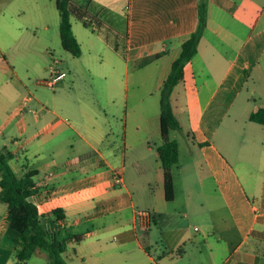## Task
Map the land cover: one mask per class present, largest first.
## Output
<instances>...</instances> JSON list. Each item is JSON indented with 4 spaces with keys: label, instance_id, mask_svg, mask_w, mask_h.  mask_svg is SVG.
<instances>
[{
    "label": "crops",
    "instance_id": "1",
    "mask_svg": "<svg viewBox=\"0 0 264 264\" xmlns=\"http://www.w3.org/2000/svg\"><path fill=\"white\" fill-rule=\"evenodd\" d=\"M79 1L87 3V0ZM199 1L93 0L87 4L94 11H98L99 5H104L118 13L119 16H126L124 17L128 20V24L126 23L128 51L127 59L124 60L127 71L129 72L132 62H135L139 69L148 67L146 68L147 75H154L155 84L149 94L156 95L160 105L164 81L171 72L173 61L181 53L183 42L198 26ZM5 4L0 1V8L5 9ZM36 7L37 9L41 8L39 3L36 4ZM74 19L76 18L72 20L73 30L81 43L79 34L83 29ZM109 19H112L113 25L118 27L120 22L117 19L114 17ZM9 23V20H5V23L0 20V53L4 58H7L6 47L7 50L13 49L18 47V44L23 40L26 42L27 39L37 35L34 31L31 33L29 25L21 24L23 22L13 23L16 25L15 29ZM251 56H264V0H209L208 25L200 41L199 51L186 63L184 79L174 87L172 92V104L175 114L180 120L179 127L170 130V138L179 141L180 160L173 166L176 194L171 201H176L179 196L191 198L198 195L205 185V177L210 176L223 198L230 221L241 236L240 242L230 243L231 251L222 258L220 264H264V124L250 119L253 111L264 107V97L260 101L255 95L242 98L243 88L250 77L255 83L254 88L259 87L258 79L261 77V73H264V65L260 60L253 65ZM59 65L63 70L61 64ZM0 68L14 71V66L8 61L0 62ZM115 71L116 69L111 70L112 73ZM139 75L142 76V74ZM61 81L56 85H61ZM112 87L110 86V88ZM33 101L46 107L42 100L30 94L20 100L19 114L26 111L37 113L38 110L31 106ZM133 107L137 106L133 105ZM233 108H235L234 118L235 122H238V126L242 124L244 117L249 119L251 125L247 130L243 129L242 134H249L253 137L250 140L252 145L249 147L252 148L249 151L250 156L252 155L255 160L260 161L261 176L258 183L254 180V172L249 168L244 170L250 191H252L251 194L242 183L239 170L226 158L219 145L214 141L219 124L222 123L226 115L231 114ZM111 117L113 115L107 111H98L96 122L100 124V132H95L91 136L81 132L75 124L66 127L61 126L56 118L44 120L41 127L24 141L26 145L34 141L33 155L39 162L37 167L26 165L23 174L28 170L36 171L34 178L39 190L31 196V200L40 208L42 223L54 222L57 227L54 232L66 226L76 233H84L85 239L96 234L94 233L96 228L94 221L97 218L103 217L107 213H119L117 235L119 233L121 237L117 240V252L127 248L126 250L130 251L128 252L129 256L145 258L144 261H138L140 263L160 264L157 256L150 251L149 247L151 241L158 243V240H161L166 247L163 255L172 252L182 261L188 257L189 253L190 255L200 254L201 256L206 255L208 264H217L219 247L217 241L213 243V237H217L218 231L211 222L208 223L205 219V223H203L205 226L195 227L202 233L201 238L199 236L192 237L185 233L183 227H179L177 218L180 214L184 213L188 217L193 215L189 201L182 200L185 204H182L179 209L174 207V210H156L155 207L153 210L137 208L134 191L130 190L127 182L125 159L122 161L121 169L114 168V165L104 154V150L102 151L104 144L111 146L116 141L112 139L115 131L108 129L107 122ZM43 118L44 115H41L40 121ZM183 124L186 125V128L182 126ZM233 130L241 131L239 128ZM71 131H76L84 142L97 153L95 164L99 166L106 164L111 169L92 175L88 173L82 177L74 178L75 180L67 181L64 167L70 166L72 162L68 155L70 145L67 143L71 137ZM139 131L140 128L136 125L130 132L131 142L128 143L129 130L125 122L122 128L121 156L126 158L127 155H130L132 164L137 166L136 173L144 176L150 170L149 156L153 155L155 161L160 159L157 147L164 142V139L161 129L156 144L151 143L153 140L151 135L142 137L139 135ZM185 137L187 139L184 147L186 161L183 160L182 148V138L184 140ZM35 140L37 141L35 142ZM11 141L19 142V139L18 137L10 139L0 132V147L9 148L11 152L18 155L14 158H18L20 152H16L10 147ZM49 142H52L51 158L43 162L45 161V144ZM254 153L257 156H254ZM239 156L242 157L241 153ZM85 157H87L86 153L80 155V158ZM160 162L158 163L160 165L153 171L156 174V179L160 177V182L157 180L155 185L160 188V192H163L165 197L164 169ZM190 164L193 166L185 171V168ZM60 168L64 171H60ZM189 172L193 175L187 178ZM152 182L154 181H148V185L151 186ZM116 184H120V188ZM153 187L154 185L151 186V190ZM91 201L94 202L96 211H79L82 203ZM60 207L64 208L66 213L64 220L56 219L52 213L54 209ZM117 209L119 211H115ZM127 209H130L129 219L132 224L130 229L120 225L122 223L120 218L128 214ZM7 211V204L0 202V264H18L16 233L6 218ZM71 211L80 216L75 218L69 216ZM211 211L213 213V209ZM87 223H92L94 230H81L86 227ZM111 225L113 224L110 223L104 227ZM154 226L158 227L161 233L166 230L172 231L176 227L179 230L182 229V232L171 241L166 237L153 239L150 238V232ZM132 229L134 232L138 229L144 231L148 237L146 238L148 244H144L145 240L142 241L139 237L133 238L128 232ZM228 235L231 236V232H228ZM101 240L100 238L98 241L101 242ZM190 241L191 244L187 247V242ZM83 242V239L79 242H70L74 253L69 254L67 258L72 260L74 257L78 258L82 264H114L107 263L98 253L99 250L96 246L91 247L92 241L89 242V247H85ZM15 255L16 260H14Z\"/></svg>",
    "mask_w": 264,
    "mask_h": 264
},
{
    "label": "rangeland",
    "instance_id": "2",
    "mask_svg": "<svg viewBox=\"0 0 264 264\" xmlns=\"http://www.w3.org/2000/svg\"><path fill=\"white\" fill-rule=\"evenodd\" d=\"M0 1L6 3L5 9L0 8V20L3 23H5V20H9V25L15 29L16 25L13 23L23 22L21 24L30 26L31 33L34 31L37 34L35 35L36 37L27 39L26 42L24 40L20 42L18 47L10 50H7L8 48L6 47L7 58H4L0 53V62L5 63L8 61L14 66V71L0 68V132L10 139L16 137L19 139V142H10V147L16 152H20L18 158L10 160L14 171L18 175H22L23 170L26 169V165L38 166L39 162L33 155L32 145L34 141L28 145L24 144V141L41 127L44 120L56 118L61 126L66 127L70 124H75L81 132L91 136L95 132H100V124L96 122L97 112L107 111L113 115L107 123L108 129L115 131L112 139L116 141L111 146H105L104 144L102 151L104 150V154L114 165V168L119 167L121 169V165H123L122 161L125 159L127 182L129 183L130 190L134 191V200L137 208L139 210H153L155 207L156 210H174V207L179 209L182 204H185L184 201H189L192 206L193 215L188 217L184 213L180 214L177 218L179 227H183L182 229L185 230V233L190 234V236H199L201 238L202 233L195 227L205 226L203 224L205 223V219L208 223L211 222L218 231L216 234L218 238L214 236L213 243L217 241L219 247L217 257L219 261L217 264H220L222 258L231 251L232 247L230 243L240 242L241 236L235 225L230 221L223 198L210 176L205 177V185H203L202 192L198 193V195L191 198L179 196L176 201L166 200L163 196L164 193L160 192V188L155 185L157 180L160 182V177L156 179V174L153 170L160 165L158 164L160 159L155 161L153 155L149 156L148 165L150 170L147 172V175L140 176L135 171L137 166L132 164V157L130 155H127L126 158L121 156V146L123 144L122 128L125 122L129 130L128 143L131 142L130 132L136 125L140 128V136L146 137L151 135L153 139L151 143L156 144L158 142L161 106L159 105V101H157V96L149 94L155 84L154 75H147L146 68L148 67L139 69L136 63L132 62L128 72L125 60L114 52L102 37L93 34L87 27L85 28L83 23L77 18L74 20L83 29L79 34L82 54L74 56L71 52L65 50L60 38L61 16L56 5V0ZM37 3L40 4L42 9H37ZM124 16L120 18L121 22L117 25L123 32L126 31V16ZM109 20L111 23L113 22L112 19ZM251 59L253 65L258 60L264 65V56H251ZM57 60L68 74L60 82L62 83L61 85L52 87L47 84V81L51 78V67L56 64ZM113 69H116V71L112 73L111 70ZM139 74H142V76ZM258 81L259 87L256 89L257 86L254 88L255 83L253 79L251 77L248 79L243 88L242 98H246L248 95H255L260 101L264 97V73H261ZM110 86L113 87L110 88ZM112 90L113 92H111ZM30 94L42 100L46 104V107L39 102L33 101L31 102V106L38 110L37 113L26 111L23 114H19L20 100ZM133 105L137 107L134 108ZM41 115H44V118L40 121ZM234 115L235 108L219 124L214 141L219 145L220 150L226 158L239 170L242 183L248 193L251 194L252 191H250L249 182L244 175V170L249 168L250 171L254 172V180L258 183L261 176L259 172L260 161L255 160L252 155L250 156L249 151L252 149L249 148L252 146L250 140L253 137L249 134H242V130H247L251 125L249 119L244 117L242 124L238 126L239 124L235 122ZM182 126L186 128V125L183 124ZM236 128L241 129V131L237 132L233 130ZM186 142V137L184 140L182 138L184 161H186L184 150ZM67 143L70 145L68 155L72 159L71 165L64 167L67 173V181L75 180L74 178L82 177L88 173L92 175L99 171L111 169L106 164L102 166L95 164L97 153L84 142L76 131H71V137ZM51 145L52 142L45 144V161L43 162L51 158ZM83 153H86L87 157L80 158V155ZM240 153L242 157L239 156ZM254 156H257V154L254 153ZM192 166V164L188 165L185 171ZM64 169L60 168V171H64ZM192 175L189 172L187 178ZM148 181H154L151 185H154L153 190L148 185ZM116 185L120 188V184ZM127 210L128 214L120 218L122 222L120 225L122 224V226L129 227L130 229L132 228L129 219L130 209ZM79 211H96L94 202L82 203ZM115 211H119V209ZM81 215L84 216L85 214ZM69 216L75 218L80 215L71 211ZM118 217L119 213H107L103 217L97 218L94 221V225L96 224L94 233L96 234L83 239V245L89 247L88 244L92 241L91 247L96 246L97 250H101L103 253L99 251L98 253L107 263L144 264L138 261H144L145 258L129 256L128 252L130 251L126 250L127 248L117 252V240L121 237V234L118 233L117 235ZM110 223L113 225L104 227ZM44 226L50 233H53L57 228L55 223L50 221L45 222ZM86 229L94 230L92 223H87L86 227L81 230L86 231ZM182 229L179 230L176 227L172 231L166 230L164 233H161L158 227L154 226L150 232V238L163 239L166 237V239L171 241L173 238L178 237ZM128 232L133 238L139 237L142 241L145 240L144 244H148V240L146 239L148 237L144 231L138 229L136 233L132 229L131 231L128 230ZM228 232H231V236L228 235ZM100 238L102 239L101 242L98 241ZM190 244L191 241L187 242V247ZM149 249L157 256L160 264H208L206 255H190L189 253L188 257L182 261L176 255H173L172 252L163 255L166 247L161 240H158V243L151 241ZM72 253H74V248L72 244H69L68 250L63 253L64 257L72 264H82L78 258L74 257L73 260L67 258ZM14 260H16V255L14 256ZM49 261L50 256L48 252L38 249V252L28 259L25 264H47Z\"/></svg>",
    "mask_w": 264,
    "mask_h": 264
},
{
    "label": "trees",
    "instance_id": "3",
    "mask_svg": "<svg viewBox=\"0 0 264 264\" xmlns=\"http://www.w3.org/2000/svg\"><path fill=\"white\" fill-rule=\"evenodd\" d=\"M93 0H87L92 2ZM60 11V38L62 46L74 56L82 54V45L73 30V18L79 19L84 26L102 37L105 43L120 57L127 59L128 33L113 25L109 18L120 21L122 16L110 8L99 5L98 11L91 9L87 3L79 0H56ZM209 0L199 1V22L197 28L183 42L181 53L174 59L170 74L166 77L162 88L161 106V135L164 142L157 147L163 166L165 198L173 200L176 192L173 177V166L180 160L179 141L170 138V130L179 127V120L172 104L174 87L183 81L186 63L199 51L200 41L208 25ZM112 16V17H111ZM108 19V20H107ZM125 23L128 20L125 18ZM252 121L264 124V107L253 111ZM7 147H0V202L6 203L8 211L6 218L12 230L16 233L17 263L25 264L38 249L47 251L50 261L47 264H70L63 253L70 242L84 239V233H76L64 226L59 231L50 233L42 223L39 206L31 200V196L39 190L36 185V171L28 170L18 175L10 164L16 157ZM56 219L64 220V208L53 210Z\"/></svg>",
    "mask_w": 264,
    "mask_h": 264
},
{
    "label": "built area",
    "instance_id": "4",
    "mask_svg": "<svg viewBox=\"0 0 264 264\" xmlns=\"http://www.w3.org/2000/svg\"><path fill=\"white\" fill-rule=\"evenodd\" d=\"M58 62L59 61L57 60L56 64L51 67V78L47 81V84L52 87L64 79L68 74L66 70H62Z\"/></svg>",
    "mask_w": 264,
    "mask_h": 264
}]
</instances>
